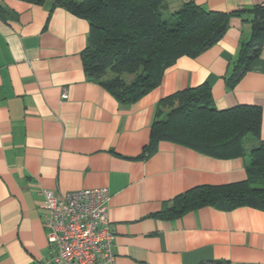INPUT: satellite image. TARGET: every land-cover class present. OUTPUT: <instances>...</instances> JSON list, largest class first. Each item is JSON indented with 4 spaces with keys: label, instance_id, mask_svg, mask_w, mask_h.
Masks as SVG:
<instances>
[{
    "label": "crops",
    "instance_id": "obj_1",
    "mask_svg": "<svg viewBox=\"0 0 264 264\" xmlns=\"http://www.w3.org/2000/svg\"><path fill=\"white\" fill-rule=\"evenodd\" d=\"M188 2L229 15L224 36L178 58L155 89L125 105L84 73L86 20L52 1L0 0V264L50 261L45 192L99 188L110 195L116 264H264L263 210L159 214L197 186L245 181L249 164L248 155L217 159L167 141L144 156L162 99L206 84L218 110L261 108L264 142V41L237 85H226L264 0H173L172 10ZM244 146L248 153L258 141Z\"/></svg>",
    "mask_w": 264,
    "mask_h": 264
},
{
    "label": "trees",
    "instance_id": "obj_2",
    "mask_svg": "<svg viewBox=\"0 0 264 264\" xmlns=\"http://www.w3.org/2000/svg\"><path fill=\"white\" fill-rule=\"evenodd\" d=\"M52 1L89 24L82 52L85 75L120 104H133L155 89L164 71L180 57L195 58L224 36L229 15L207 11L193 2L170 12L166 0H30ZM251 39L243 43L226 85L233 89L249 70L264 41V6L253 8ZM262 110L238 105L218 110L211 89L202 84L158 103L144 156L161 141L172 142L217 159L248 155L246 180L223 186H197L177 196L159 214L180 217L205 206L222 211L252 207L264 211V142ZM251 136L252 138H247ZM258 146L246 153L244 143ZM246 139V140H245Z\"/></svg>",
    "mask_w": 264,
    "mask_h": 264
},
{
    "label": "built area",
    "instance_id": "obj_3",
    "mask_svg": "<svg viewBox=\"0 0 264 264\" xmlns=\"http://www.w3.org/2000/svg\"><path fill=\"white\" fill-rule=\"evenodd\" d=\"M62 99H67L66 92ZM109 201L107 188L58 196L45 192L44 220L51 249L48 264H116Z\"/></svg>",
    "mask_w": 264,
    "mask_h": 264
},
{
    "label": "rangeland",
    "instance_id": "obj_4",
    "mask_svg": "<svg viewBox=\"0 0 264 264\" xmlns=\"http://www.w3.org/2000/svg\"><path fill=\"white\" fill-rule=\"evenodd\" d=\"M171 1H173V0H166V4H167L168 8H169V6H170L169 11H170V12H173L172 9H174L175 5H174L173 3H171ZM180 6H181V5H180ZM180 6H179V7H180ZM179 7H178V8H179ZM171 10H172V11H171ZM176 10H177V9H176ZM247 138H252V137H251V136H247ZM247 138H246V139H247ZM246 139H245V140H246Z\"/></svg>",
    "mask_w": 264,
    "mask_h": 264
}]
</instances>
